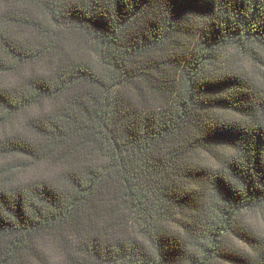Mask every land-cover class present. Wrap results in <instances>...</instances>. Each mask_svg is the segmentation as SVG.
<instances>
[{"label":"trees","instance_id":"obj_1","mask_svg":"<svg viewBox=\"0 0 264 264\" xmlns=\"http://www.w3.org/2000/svg\"><path fill=\"white\" fill-rule=\"evenodd\" d=\"M263 206L264 0H0V264H264Z\"/></svg>","mask_w":264,"mask_h":264},{"label":"rangeland","instance_id":"obj_2","mask_svg":"<svg viewBox=\"0 0 264 264\" xmlns=\"http://www.w3.org/2000/svg\"><path fill=\"white\" fill-rule=\"evenodd\" d=\"M243 219L254 231L264 235V206L259 211L245 214Z\"/></svg>","mask_w":264,"mask_h":264}]
</instances>
